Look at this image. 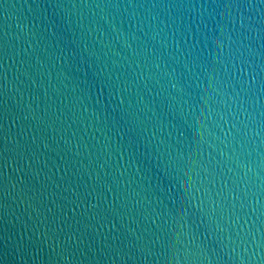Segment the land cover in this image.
<instances>
[{
  "label": "water",
  "instance_id": "95a60500",
  "mask_svg": "<svg viewBox=\"0 0 264 264\" xmlns=\"http://www.w3.org/2000/svg\"><path fill=\"white\" fill-rule=\"evenodd\" d=\"M0 264H264V0H0Z\"/></svg>",
  "mask_w": 264,
  "mask_h": 264
}]
</instances>
